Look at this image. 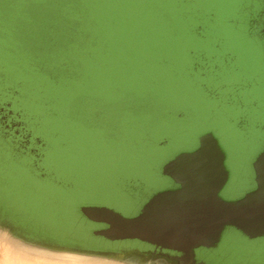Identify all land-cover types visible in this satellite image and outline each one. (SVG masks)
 Instances as JSON below:
<instances>
[{"label": "rangeland", "instance_id": "rangeland-1", "mask_svg": "<svg viewBox=\"0 0 264 264\" xmlns=\"http://www.w3.org/2000/svg\"><path fill=\"white\" fill-rule=\"evenodd\" d=\"M149 2L135 31L124 29L132 19L123 16L108 31L109 20L102 17L91 35L95 42L82 36V51L69 47L56 55L43 43L30 47L23 36L46 33L42 22L66 27L71 0L62 5L0 0V101L20 111L19 131L45 142L38 160L42 178L32 157L14 154L0 135L1 223L52 241L50 246L125 250L122 258L139 259L132 250L139 240L103 245L106 239L94 235L99 225L90 223L81 207L94 204L125 218L137 215L156 193L174 189L162 167L194 150L205 133H212L226 157L229 179L218 196L232 202L255 189L253 163L264 151V36L259 34L264 0ZM63 6L65 15H60ZM210 12L212 32L193 33ZM251 15L255 20L248 28ZM225 54L234 62L214 74L199 76L191 69L200 56L219 68ZM61 57L73 62L66 65L71 72L66 76L61 69L54 82L48 70L59 67ZM245 76L247 86L235 93L232 86ZM10 89L16 93L9 94ZM212 90L216 96L208 94ZM236 98L246 108L238 109ZM241 118L244 125L238 127ZM10 256L0 243V264ZM201 256L209 264H264V236L249 239L224 227L217 245Z\"/></svg>", "mask_w": 264, "mask_h": 264}, {"label": "water", "instance_id": "water-1", "mask_svg": "<svg viewBox=\"0 0 264 264\" xmlns=\"http://www.w3.org/2000/svg\"><path fill=\"white\" fill-rule=\"evenodd\" d=\"M261 32L264 35V26ZM225 158L212 133H205L196 149L176 155L162 167V174L178 187L156 193L136 216L125 218L109 208L92 205L82 206L80 211L88 220L107 225L94 231L95 235L111 241L136 239L175 250L188 261L168 264H191L194 250L216 246L224 227H232L249 239L264 236V151L253 163L255 189L232 202L218 196L229 179ZM17 243L29 251L85 263L132 264L101 252Z\"/></svg>", "mask_w": 264, "mask_h": 264}, {"label": "trees", "instance_id": "trees-1", "mask_svg": "<svg viewBox=\"0 0 264 264\" xmlns=\"http://www.w3.org/2000/svg\"><path fill=\"white\" fill-rule=\"evenodd\" d=\"M8 3L12 4L13 0H7ZM57 3L60 1L61 5L65 0H56ZM69 1V0H68ZM72 3L70 5L67 4V8L69 10V19L68 24L62 22L61 25L56 23V21H47L45 23H41L43 29H46V33L40 35V32L36 33L33 32L29 35H24L23 37L27 40L30 44V47L38 49L40 43L46 44L47 52L55 53L56 55L63 54L66 49L69 47H76L79 51H82L85 43L82 41V36L84 39H88L91 41L93 37L91 36L92 33L98 30L99 20L102 17H105V21L109 20V27L107 28L108 31L113 32L116 29V24L118 23L117 17L123 16L127 19H132V23L124 26V29L129 31L136 30V20L143 15V11L149 8V0H71ZM67 2V1H66ZM80 2V3H79ZM123 4H127L129 6L123 7ZM30 9L34 10L36 5L34 3H30ZM137 5L138 8L133 9L130 6ZM65 8L60 11V15H65ZM213 13L210 12L206 15L205 20L202 21V24L199 25L196 29L193 30L198 36H202L204 33L209 31L212 32L213 28ZM56 19V18H55ZM247 19V18H246ZM255 17L251 15L249 17L248 28L254 24ZM101 24V22H100ZM41 28V27H40ZM37 31V30H36ZM261 35L262 32L259 31ZM263 35V34H262ZM30 36L39 37L40 40H31ZM264 36V35H263ZM90 39V40H89ZM95 42V39L92 40ZM76 45V46H74ZM215 47L218 46L217 43L214 45ZM191 55H194L193 51H190ZM64 55V54H63ZM62 60L58 66H54L49 68L48 72L51 79L57 81V78L61 75V69H64V73L66 76H69L71 70L66 68V65L71 64L73 62H69L67 58L61 57ZM235 58L231 54H225L224 57H221L219 68L218 64L215 62H210L208 58H202L201 56L195 58L193 63L191 64V69L196 72L199 76H203L208 72H212L214 74L216 71L221 70L223 65H230L232 64ZM64 66V67H63ZM63 74V73H62ZM247 76L243 77L244 79L237 80L239 81L238 84L232 86L231 89L234 90L235 93L239 92V89H243L248 84ZM242 78V77H241ZM68 79V78H67ZM254 81V78H253ZM232 92V91H231ZM11 95L16 93L15 89H10L8 92ZM208 94L210 96H216V90L209 91ZM231 97V96H230ZM237 99V98H236ZM234 99V105L238 106V109H244L246 106L240 101ZM12 103V102H11ZM7 108H12L11 106H7ZM236 126L240 127L244 125L243 118L239 120V122H235Z\"/></svg>", "mask_w": 264, "mask_h": 264}, {"label": "flooded vegetation", "instance_id": "flooded-vegetation-1", "mask_svg": "<svg viewBox=\"0 0 264 264\" xmlns=\"http://www.w3.org/2000/svg\"><path fill=\"white\" fill-rule=\"evenodd\" d=\"M259 31H261V29ZM7 106H11V104L7 103L6 101H0V135H2L5 139H7L9 144L12 145L11 150L14 154L19 153V154L27 155L28 157H32L33 166H35L37 176L43 178L45 175L44 169L38 165V160H40L41 157L43 156V149L45 147V142L40 136H32L30 133V136L26 137L23 132L19 131L20 124L17 127L15 125V122L20 121L22 118L20 111H18L17 113L13 109L11 110L7 108ZM31 119L32 118L30 117V120ZM193 144H195V142ZM197 144H199V138L196 139V146L198 147ZM173 187L174 189H176L178 186L175 184L173 185ZM91 205L99 206L94 204ZM140 210L138 211V213L140 212ZM88 221L90 223L92 222V224L95 223L99 225V228L107 227L105 223H97L90 220ZM10 225L11 223L9 221L7 222L3 221L2 223L0 222V237H3L5 240H9L13 242H23V244L54 245L52 241H48L47 239H45V241H41V238H38L37 240V236L32 235L29 232L26 233L23 231L24 233H19V231L18 232L14 231L15 229L13 230V228ZM98 237L101 238V236ZM106 241L108 242V244L106 243L103 245L107 246L110 244V242H112L108 239H106ZM136 242L137 243L135 244H137L138 247L132 250L135 252V254H140V258L132 260L131 261L132 264H152L153 262H156L155 264H168L170 262L180 263V262L188 261L186 260L187 257H185L184 254H182L181 252H177L175 250H170V249H160L159 247L141 241H136ZM206 249H210V248L199 247L197 250H194L193 261L191 264H209L208 259H206V257L201 256L203 250ZM94 252H101V253L111 254L117 257H122L126 251L125 250H120V251L95 250Z\"/></svg>", "mask_w": 264, "mask_h": 264}, {"label": "bare ground", "instance_id": "bare-ground-1", "mask_svg": "<svg viewBox=\"0 0 264 264\" xmlns=\"http://www.w3.org/2000/svg\"><path fill=\"white\" fill-rule=\"evenodd\" d=\"M0 243L4 244L6 246V250L9 251L14 256V257L10 256L9 259L5 261V264L6 263L7 264H39L40 262L37 261H43L46 263H57V264H93V263H85L83 261L80 262L68 258L53 257L47 254L29 251L23 248V246L19 245L17 242L5 240L3 237H0ZM30 259L37 261L35 262Z\"/></svg>", "mask_w": 264, "mask_h": 264}]
</instances>
